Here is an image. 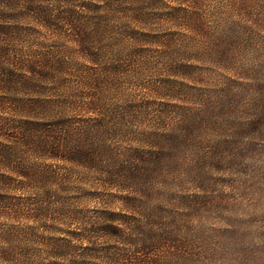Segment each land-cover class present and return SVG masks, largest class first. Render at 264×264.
<instances>
[{
	"label": "trees",
	"instance_id": "1",
	"mask_svg": "<svg viewBox=\"0 0 264 264\" xmlns=\"http://www.w3.org/2000/svg\"><path fill=\"white\" fill-rule=\"evenodd\" d=\"M0 264H264V0H0Z\"/></svg>",
	"mask_w": 264,
	"mask_h": 264
},
{
	"label": "rangeland",
	"instance_id": "2",
	"mask_svg": "<svg viewBox=\"0 0 264 264\" xmlns=\"http://www.w3.org/2000/svg\"><path fill=\"white\" fill-rule=\"evenodd\" d=\"M90 205H91V206H92V205H98V203H96V202H91Z\"/></svg>",
	"mask_w": 264,
	"mask_h": 264
}]
</instances>
